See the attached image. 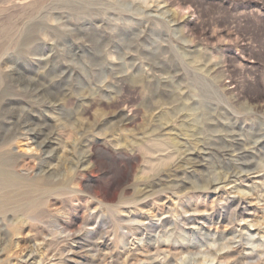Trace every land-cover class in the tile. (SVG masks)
<instances>
[{"label": "rangeland", "instance_id": "1", "mask_svg": "<svg viewBox=\"0 0 264 264\" xmlns=\"http://www.w3.org/2000/svg\"><path fill=\"white\" fill-rule=\"evenodd\" d=\"M43 139L81 194L1 191L0 264H264V0H0L6 167Z\"/></svg>", "mask_w": 264, "mask_h": 264}, {"label": "bare ground", "instance_id": "2", "mask_svg": "<svg viewBox=\"0 0 264 264\" xmlns=\"http://www.w3.org/2000/svg\"><path fill=\"white\" fill-rule=\"evenodd\" d=\"M152 11V10H151ZM176 19V18H175ZM187 20H188V18H187ZM188 22V21H187ZM182 23V22H181ZM184 23H185V21H184ZM180 25V24H179ZM176 26V25H175ZM34 30V29H33ZM56 52V51H55ZM50 53V52H49ZM54 54V53H53ZM50 60V59H49ZM36 61V60H35ZM50 62V61H49ZM43 64V63H42ZM157 66V65H156ZM52 67V66H51ZM61 67H62V65H61ZM160 67V66H159ZM44 68V67H43ZM41 69V68H40ZM48 69V68H47ZM62 69V68H61ZM52 70V69H51ZM66 70V69H65ZM76 71V70H75ZM145 71V70H144ZM53 72V71H52ZM73 72V71H72ZM69 73V72H68ZM128 73V72H127ZM145 74V73H144ZM53 75V74H52ZM127 75H129V74H127ZM126 75V76H127ZM177 75V74H176ZM22 76V75H21ZM23 77V76H22ZM39 77V76H38ZM42 77H44V76H42ZM41 77V78H42ZM50 78V77H49ZM56 78V77H55ZM63 78V77H62ZM175 78V77H174ZM159 80V79H158ZM60 81V80H59ZM55 82V81H54ZM65 82V81H64ZM154 82V81H153ZM166 83V82H165ZM60 84V83H59ZM168 84V83H167ZM56 85H58V84H56ZM26 86V85H25ZM56 87V86H55ZM178 88V87H177ZM66 91V90H65ZM62 93V92H61ZM186 94H187V92H186ZM31 95V94H30ZM179 95V94H178ZM58 96V95H57ZM188 96V95H187ZM184 97V96H183ZM175 98H176V95H175V97H174V101H175ZM192 98H195V97H192ZM170 101V100H169ZM177 101V100H176ZM191 101V100H190ZM31 102V101H30ZM10 103H11V101H10ZM128 103V102H127ZM126 103V104H127ZM160 103V102H159ZM192 103H194V102H192ZM12 104V103H11ZM158 105V104H157ZM164 105V104H163ZM171 105V104H170ZM209 105V104H208ZM39 106V105H38ZM159 106V105H158ZM191 106V105H190ZM210 106H211V104H210ZM19 107V106H18ZM186 107V106H185ZM184 107V108H185ZM49 108V107H48ZM119 108V107H118ZM155 108V107H154ZM177 108V107H176ZM32 109V108H31ZM50 109V108H49ZM122 109V108H121ZM125 109V108H124ZM211 109V108H210ZM21 110V109H20ZM36 110V109H35ZM160 110V109H159ZM217 110V109H216ZM52 111V110H51ZM50 111V112H51ZM202 111V110H201ZM14 112H16V111H14ZM21 112V111H20ZM47 112V111H46ZM164 112H166V111H164ZM180 112H182L181 110H180ZM184 112V111H183ZM121 113V112H120ZM167 113V112H166ZM153 114V113H152ZM155 114V113H154ZM153 114V115H154ZM185 114V113H184ZM193 114V113H192ZM210 114V113H209ZM24 115V114H23ZM131 115V114H130ZM156 115H158V114H156ZM186 115V114H185ZM215 115V114H214ZM116 116V115H115ZM160 116V115H159ZM200 116V115H199ZM216 116V115H215ZM228 116V115H227ZM132 117V116H131ZM178 117V116H177ZM212 116L210 115V118H211ZM152 118V117H151ZM150 118V119H151ZM189 118V117H188ZM202 119V118H201ZM12 120V119H11ZM228 120V119H227ZM232 120V119H231ZM25 121V120H24ZM27 121V120H26ZM194 121H196V120H194ZM214 121V120H213ZM234 121V120H233ZM232 121V122H233ZM80 123V122H79ZM196 123H198V121L196 122ZM236 123V122H235ZM179 124V123H178ZM191 124V123H190ZM200 124V123H199ZM205 124V123H204ZM220 124V123H219ZM121 125V124H120ZM149 125V124H148ZM175 125V124H174ZM192 125V124H191ZM194 125V124H193ZM198 125V124H197ZM201 125V124H200ZM200 125H198V126H200ZM236 125H237V123H236ZM196 126V125H195ZM202 126V125H201ZM229 126V125H228ZM234 126H235V124H234ZM121 127H123L122 125H121ZM233 127V126H232ZM152 128H154L153 126H152ZM165 128V127H164ZM235 128V127H234ZM171 129V128H170ZM177 129V128H176ZM156 130V129H155ZM177 130H179V128L177 129ZM182 130V129H181ZM84 132H87V131H84ZM197 132V131H196ZM201 132V131H200ZM98 133V132H97ZM107 133V132H106ZM60 134V133H59ZM109 134V133H108ZM170 134H172V133H170ZM99 135V134H98ZM101 135H102V133H101ZM106 135V134H105ZM111 135V134H110ZM199 135V134H198ZM82 136V135H81ZM200 136V135H199ZM211 136H212V134H211ZM53 137V136H52ZM110 137V136H109ZM169 137V136H168ZM182 137V136H181ZM191 137V136H190ZM204 137H206V136H204ZM232 137V136H231ZM83 138V137H82ZM195 138V137H194ZM196 138H198V137H196ZM104 139V138H103ZM107 139H108V137H107ZM116 139V138H115ZM212 139V138H211ZM223 139V138H222ZM167 140V139H166ZM168 140H170V139H168ZM195 140V139H194ZM204 140V139H203ZM216 140V139H215ZM58 141V140H57ZM115 141V140H114ZM155 141V140H154ZM207 141V140H206ZM210 141V140H209ZM61 142V141H60ZM76 142V141H75ZM78 142V141H77ZM81 142V141H80ZM109 142V141H108ZM193 142V141H192ZM202 142V141H201ZM196 143V142H195ZM197 143H199V142H197ZM53 144V143H52ZM51 144V140L50 139H43V140H41L40 141V143H39V147H40V149H41V157H40V159H39V167H38V172H37V174H36V176L35 177H30V176H28V174H22V173H17L14 169H11V168H7L6 166L7 165H9V166H12V167H14V166H17L18 164H17V162L15 161V159H14V157H12V156H7V155H5V154H0V192L1 191H14L15 189L17 190V189H23V194L24 195H26V196H29V195H31L32 193H35V191H37L38 189H39V185H41V184H44V185H47V186H50L49 188H48V191H49V197L51 196V195H53V194H57V195H60V194H70V195H79V194H81V192L80 191H77V190H74V189H72V188H70L69 187V185H70V182H67V181H65L64 179H63V177H62V174H61V170H60V167L59 166H57V165H51L50 164V158H52L53 157V154H52V150H48V148L50 147V145H52ZM73 144V143H72ZM104 144V143H103ZM111 144V143H110ZM154 144V143H153ZM152 144V145H153ZM160 144V143H159ZM158 144V145H159ZM203 144V143H202ZM235 144V143H234ZM105 145H106V143H105ZM151 145V144H150ZM210 145V144H209ZM215 145V144H214ZM111 146V145H110ZM155 147V146H154ZM195 147H196V145H195ZM194 147V148H195ZM198 147H199V144H198ZM207 147H209V146H207ZM113 148V147H112ZM117 148H119V147H117ZM160 148V147H159ZM84 149V148H83ZM203 149V148H202ZM211 149V148H210ZM80 150H81V148H80ZM197 150H198V148H197ZM207 150V149H206ZM202 151V150H201ZM256 151V150H255ZM191 152V151H190ZM198 152V151H197ZM196 152V153H197ZM145 153H147V152H145ZM203 154V153H202ZM208 154V153H207ZM244 154V153H243ZM242 153H241V155H243ZM87 155V154H86ZM199 155V154H198ZM67 156V155H66ZM74 156V155H73ZM145 156V155H144ZM197 157V156H196ZM57 158V157H56ZM173 158V157H172ZM246 158V157H245ZM168 159V158H167ZM199 159H200V157H199ZM60 160V159H59ZM148 160V159H147ZM15 162H16V164H15ZM25 162V161H24ZM23 162V163H24ZM52 163V162H51ZM88 163V162H87ZM196 164V163H195ZM235 164V163H234ZM237 164V163H236ZM156 165V164H155ZM63 166V165H62ZM160 166V165H159ZM203 166V165H202ZM80 167V166H79ZM89 167H91V166H89ZM163 168V167H162ZM166 168V167H165ZM86 169V168H85ZM191 169V168H190ZM244 169V168H243ZM249 169V168H248ZM34 170V169H33ZM159 170V169H158ZM248 171V170H247ZM21 172V171H20ZM174 172V171H173ZM256 172H258V171H256ZM157 174V173H156ZM181 174V173H180ZM188 175V174H187ZM248 175V174H247ZM136 177H138L137 175H135ZM161 176V175H160ZM168 176V175H167ZM213 176V175H212ZM177 177V176H176ZM181 177V176H180ZM189 177V176H188ZM245 177V176H244ZM247 177V176H246ZM135 178V177H134ZM168 178V177H167ZM192 179H195V178H192ZM196 179H198V178H196ZM243 179V178H242ZM70 180V179H69ZM182 180V179H181ZM238 180H240L239 178H238ZM87 181V180H86ZM136 181H137V184H138V186H141V185H144V187H142V188H139L138 189V192H142V194L140 195V198L141 197H144L145 198V196L147 197V196H149L150 194L151 195H153V194H155V193H157V191H149L148 190V188H151V186L153 185L152 183H153V181L150 179V178H147V177H138L137 179H136ZM176 181V180H175ZM174 181V182H175ZM187 181V180H186ZM72 182V181H71ZM170 182V181H169ZM221 182V181H220ZM232 182V181H231ZM238 182V181H237ZM90 183V182H89ZM178 183V182H177ZM181 183H184L183 181L181 182ZM192 184H194V183H192ZM166 185V184H165ZM169 185V184H168ZM234 184H232V186H233ZM186 186V185H185ZM201 186V185H200ZM160 187H161V185H160ZM173 187V186H172ZM171 187V188H172ZM224 187H226V186H224ZM169 188H170V185H169ZM174 188V187H173ZM183 188V187H182ZM189 188V187H188ZM187 188V189H188ZM196 188H199L200 190H207L208 189V187L206 186V187H196ZM158 189V188H157ZM160 189V188H159ZM186 189V190H187ZM231 189V188H230ZM240 189H242V188H240ZM124 190V189H123ZM179 190H180V188H179ZM185 190V191H186ZM182 191V190H181ZM210 191V190H209ZM46 192V191H45ZM128 192V191H127ZM225 192H228V191H225ZM237 191H235L234 193H236ZM242 192V191H241ZM122 193V192H121ZM144 194V195H143ZM166 194V193H165ZM168 194V193H167ZM188 195V194H187ZM235 195H238V194H235ZM169 196V195H168ZM189 196V195H188ZM229 196V195H228ZM245 196V195H244ZM31 197V196H30ZM48 197V198H49ZM240 197V196H239ZM38 198V197H37ZM127 198H128V196H127ZM125 196H122L121 197V201H120V199H119V201L120 202H122V203H128L129 202V200H131V199H127ZM137 198H139V197H137ZM139 198V199H140ZM170 198V197H169ZM185 198V197H184ZM32 199V198H31ZM36 199V198H35ZM83 199V198H82ZM159 199V198H158ZM171 199V198H170ZM178 199V198H177ZM247 199V198H246ZM246 199H243V200H246ZM55 200V199H54ZM79 200H81V199H79ZM86 200V199H85ZM113 200V199H112ZM136 200H138V199H136ZM221 200V199H220ZM222 200H224V199H222ZM29 201V200H28ZM38 201H39V199H38ZM52 201V200H51ZM78 201V200H77ZM115 201V200H114ZM157 201V200H156ZM179 201V200H178ZM219 201V200H218ZM225 201V200H224ZM235 201V200H234ZM30 202V201H29ZM32 202V201H31ZM73 202V201H72ZM80 202V201H79ZM93 202V201H92ZM109 202V201H108ZM130 202H132V200L130 201ZM147 202V201H146ZM152 202V201H151ZM161 202V201H160ZM189 202V201H188ZM194 202H197L196 200L194 201ZM215 202V201H214ZM229 202V201H228ZM3 203V201L1 202L0 201V207H1V204ZM35 203H36V201H35ZM34 203V204H35ZM89 203V202H88ZM105 203H106V201H105ZM110 203V202H109ZM108 203V204H109ZM139 203V202H138ZM175 203V202H174ZM180 203H182V201L180 202ZM33 204V203H32ZM156 204V203H155ZM188 204V203H187ZM233 204L236 206V209L234 210V211H232L231 212V214H230V223L231 224H233V223H235V221H236V219H237V217H238V210H237V208H239V207H241V205H242V200H237V201H235V202H233ZM232 204V205H233ZM28 205H30V204H28ZM81 205V204H80ZM100 205V204H99ZM103 205V204H102ZM125 205V204H124ZM127 205H129V204H127ZM146 205V204H145ZM172 205V204H171ZM180 205H182V204H180ZM31 206V205H30ZM47 206V205H46ZM50 206V205H49ZM105 206V205H104ZM155 206V205H154ZM179 206V205H178ZM184 206H186V205H184ZM196 206V205H195ZM82 207V206H81ZM89 207V206H88ZM107 207V206H106ZM165 207V206H164ZM169 207V206H168ZM187 207V206H186ZM190 207V206H189ZM188 207V208H189ZM194 207V206H193ZM197 207V206H196ZM195 207V208H196ZM199 207V206H198ZM141 208V207H140ZM151 208H153L152 206H151ZM172 208V207H171ZM174 208V207H173ZM177 208V207H176ZM205 208V207H204ZM218 208V207H217ZM222 208V207H221ZM232 208V207H231ZM242 208V207H241ZM241 208H240V210H241ZM108 209H109V207H108ZM130 209V208H129ZM135 209V208H134ZM133 209V210H134ZM149 209V208H148ZM184 209V208H183ZM197 209V208H196ZM198 209H200V208H198ZM207 209V208H206ZM211 209V208H210ZM225 209V208H224ZM116 210H119V209H117L116 208ZM121 210V209H120ZM130 210H132V209H130ZM172 210V209H171ZM176 210H178V209H176ZM192 210V209H191ZM194 210V209H193ZM223 210V209H222ZM101 211H102V209H101ZM146 211H147V209H146ZM146 211H145V215H146ZM168 211V210H167ZM187 211V210H186ZM202 211H203V209H202ZM207 211V210H206ZM226 211V210H225ZM224 211V212H225ZM65 212V211H64ZM92 212V211H91ZM90 212V213H91ZM100 212V211H99ZM107 212V211H106ZM109 212V211H108ZM128 212V211H127ZM134 212H136V211H134ZM139 212V211H138ZM149 212V211H148ZM148 212H147V216L145 217V218H143V220H141L140 222H139V225L140 226H137V227H135V233H134V235L135 234H137L136 233V230L137 229H141V227H146V224H150L151 223V225H147V229L149 228V230L150 229H158V228H161L163 225H160L159 224V222L162 220V217L160 216L159 217V220H158V223L157 222H153V220H152V217H153V215H152V217H150L149 215H148ZM191 212V211H190ZM189 212V213H190ZM193 212V211H192ZM210 212V211H209ZM152 213H153V211H152ZM188 213V214H189ZM196 213V212H195ZM221 213V212H220ZM165 214V213H164ZM163 214V215H164ZM180 214V213H179ZM240 214H241V212H240ZM23 215V214H22ZM90 215V214H89ZM94 215V214H93ZM107 215V214H106ZM135 215V214H134ZM141 215H142V213H141ZM155 215V214H154ZM168 215V214H167ZM18 216H20V214L18 215ZM65 216V215H64ZM95 216V215H94ZM93 216V217H94ZM101 216H102V214H101ZM105 216V215H104ZM103 216V217H104ZM127 216V215H126ZM136 216V215H135ZM134 216V218L136 219V217ZM137 216H139V215H137ZM16 217V216H15ZM61 217V216H60ZM85 217V216H84ZM121 217V216H120ZM155 217V216H154ZM153 217V218H154ZM56 218V217H55ZM105 218V217H104ZM119 218V217H118ZM123 218V217H122ZM158 217H156V219H157ZM189 218H190V216H189ZM206 218V217H205ZM226 218V217H225ZM6 220H8L11 224H17V222L20 220L19 218H17V219H15V218H12V219H8V218H5ZM39 219V218H38ZM61 219V218H60ZM94 219V218H93ZM124 219V218H123ZM168 219H170V218H168ZM173 220H174V218H172ZM184 219V218H183ZM224 219V218H223ZM92 220V219H91ZM125 220V219H124ZM127 220V219H126ZM148 220V221H147ZM211 220V219H210ZM101 221V220H100ZM147 221V222H146ZM171 221V220H170ZM176 221V220H175ZM180 221V220H179ZM184 221V220H183ZM2 222V221H1ZM4 222V221H3ZM69 222H71V221H69ZM73 222V221H72ZM129 222V221H128ZM171 222H173V221H171ZM211 222V221H210ZM218 222V221H217ZM41 223V222H40ZM94 223H95V220H94ZM104 223V222H103ZM138 223V222H137ZM186 223H187V221H186ZM189 223V222H188ZM212 223V222H211ZM36 224V223H35ZM60 224V223H59ZM72 224V223H71ZM89 224V223H88ZM96 224V223H95ZM104 224H106V223H104ZM165 224V223H164ZM182 224V223H181ZM184 224V223H183ZM90 225V224H89ZM118 225V224H117ZM133 225V224H132ZM180 225V224H179ZM63 226V225H62ZM135 226V225H134ZM178 226V225H177ZM93 227V226H92ZM103 227V226H102ZM174 227V226H173ZM118 228V227H117ZM125 228V227H124ZM134 228V227H133ZM42 229V228H41ZM40 229V230H41ZM76 229V228H75ZM79 228H77V230H78ZM131 229H132V227H131ZM130 229V230H131ZM184 229V228H183ZM60 230V229H59ZM89 230V229H88ZM95 230V229H94ZM134 230V229H133ZM102 231H104V230H102ZM154 231V230H153ZM184 231V230H183ZM63 232V231H62ZM66 232V231H65ZM81 232V231H80ZM84 232V231H83ZM100 232V231H99ZM150 232V231H149ZM157 232V231H156ZM181 232H182V230H181ZM118 233V232H117ZM140 233V232H139ZM151 233V232H150ZM84 234V233H83ZM99 234V233H98ZM122 234V233H121ZM90 235V234H89ZM101 235V234H100ZM99 235V236H100ZM160 235V234H159ZM178 235H179V232H178ZM75 236V235H74ZM81 236V235H80ZM86 236V235H85ZM88 236V235H87ZM96 236V235H95ZM185 236V235H184ZM240 236V235H239ZM83 237V236H82ZM73 238V237H72ZM100 238H102V237H100ZM124 238V237H123ZM177 238V237H176ZM182 238H183V236H182ZM9 239V238H8ZM83 239H86V238H83ZM222 239H225V238H223L222 237ZM244 239V238H243ZM242 239V240H243ZM7 240V239H6ZM177 240V239H176ZM42 241V240H41ZM87 241V240H86ZM93 241V240H92ZM97 241V240H96ZM223 241V240H222ZM244 241H245V239H244ZM77 242V241H76ZM81 242V241H80ZM107 242V241H106ZM243 242V241H242ZM67 243V242H66ZM173 243V242H172ZM245 243V242H244ZM71 244H73V243H71ZM88 244V243H87ZM149 244V243H148ZM162 244V243H161ZM174 244H176V242L174 243ZM68 245V244H67ZM72 246V245H71ZM84 246V245H83ZM82 246V247H83ZM94 246V245H93ZM104 246V245H103ZM112 246V245H111ZM144 246V245H143ZM183 246V245H182ZM35 247V246H34ZM69 247V246H68ZM96 247H98V246H96ZM106 247V246H105ZM147 247V246H146ZM168 247V246H167ZM184 247V246H183ZM29 248V247H28ZM91 248H92V246H91ZM141 248H144V247H141ZM165 248V247H164ZM188 248V247H187ZM67 249V248H66ZM103 249V248H102ZM110 249V248H109ZM108 249V250H109ZM140 249V248H139ZM45 250V249H44ZM60 250V249H59ZM92 250H93V248H92ZM101 250V249H100ZM132 250V249H131ZM181 250V249H180ZM190 250V249H189ZM236 250V249H235ZM26 251V250H25ZM66 251V250H65ZM175 251V250H174ZM177 251H178V249H177ZM53 252V251H52ZM98 252V251H97ZM122 252V251H121ZM124 252V251H123ZM133 252V251H132ZM181 252V251H180ZM182 252H184L183 250H182ZM181 252V253H182ZM67 253V252H66ZM103 253V252H102ZM105 253V252H104ZM118 253V252H117ZM128 253V252H127ZM218 253V252H217ZM234 253H235V251H234ZM39 254V253H38ZM216 254V253H215ZM93 255V254H92ZM115 255V254H114ZM185 255V254H184ZM227 255V254H226ZM246 255V254H245ZM40 256V255H39ZM68 256V255H67ZM97 256V255H96ZM219 256V255H218ZM239 256H241V255H239ZM243 256V255H242ZM261 256V255H260ZM259 256V257H260ZM3 257V256H2ZM78 257V256H77ZM95 257V256H94ZM93 257V258H94ZM115 257H118V256H115ZM131 257V256H130ZM153 257V256H152ZM174 257V256H173ZM217 257V256H216ZM215 257V258H216ZM248 257V256H247ZM250 257V256H249ZM251 257H253V256H251ZM25 258V257H24ZM97 258H98V256H97ZM254 258V257H253ZM64 259V258H63ZM73 259V258H72ZM102 259V258H101ZM222 259H224V258H222ZM221 259V260H222ZM231 259V258H230ZM248 259V258H247ZM28 260V259H27ZM35 260V259H34ZM78 260V259H77ZM95 260H96V257H95ZM220 260V259H219ZM38 261V260H37ZM67 261V260H66ZM132 261V260H131ZM26 262V261H25ZM99 262V261H98ZM29 263V262H28ZM33 263V262H32ZM31 263V264H32ZM52 263V262H51ZM95 263V262H94ZM34 264H36V263H34ZM49 264V263H48ZM64 264V263H63ZM93 264V263H92ZM111 264H115V263H111ZM173 264V263H172ZM262 264V263H261Z\"/></svg>", "mask_w": 264, "mask_h": 264}]
</instances>
